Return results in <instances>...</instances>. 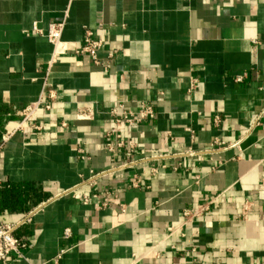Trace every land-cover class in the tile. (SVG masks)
I'll use <instances>...</instances> for the list:
<instances>
[{
	"label": "crops",
	"instance_id": "1",
	"mask_svg": "<svg viewBox=\"0 0 264 264\" xmlns=\"http://www.w3.org/2000/svg\"><path fill=\"white\" fill-rule=\"evenodd\" d=\"M64 19L70 50L86 30L104 43L102 65L53 62L45 34ZM51 94L40 131H13ZM143 104L156 116L138 128L110 117ZM112 131L136 153L109 154ZM0 183V221L28 245L0 264H264V0H0Z\"/></svg>",
	"mask_w": 264,
	"mask_h": 264
},
{
	"label": "built area",
	"instance_id": "2",
	"mask_svg": "<svg viewBox=\"0 0 264 264\" xmlns=\"http://www.w3.org/2000/svg\"><path fill=\"white\" fill-rule=\"evenodd\" d=\"M66 20L59 23H52L48 27V31L45 34V37L48 39L49 43L53 46V62L58 60L59 58L63 57L64 55H67L68 53H74L75 55H87L95 65H102V61L99 58V54L102 52L104 48V43L102 41L94 39L93 33L89 30H86L85 37L83 41V45L81 47H74L73 50H70L69 44L63 40V33L65 30ZM34 31L41 33L36 27L33 28ZM115 56L114 53H109L108 58L113 59ZM107 67V66H106ZM50 68L48 70L47 75L49 74ZM237 82H242V78L239 77L237 79ZM48 86V78L46 76L44 80L43 87L46 88ZM200 89V82L197 79L192 78L190 80V85L187 90V94H193L197 90ZM55 96L50 95L49 99L46 100L44 96H42L37 102L30 104L26 108H24L22 111L18 113V116L20 117V121L17 123V127H15V130L25 131L27 130L29 126H31L33 129L40 131L41 127L38 126L37 122L39 119V111L43 109L46 112H49L52 110L54 105ZM110 117L115 122L116 125H122L129 129L138 128L142 125H144L147 121L153 120L156 116V113L153 109V107L149 104H143L141 109L138 112H129L127 111L123 106H116L110 109L109 111ZM93 117V111L87 110L79 113L77 115V119L81 121H88L91 120ZM220 121L219 118H216V123L218 124ZM62 126L64 128H67V124L63 123ZM107 143L105 144L106 151L111 154L113 157L116 156L118 150L126 149L129 151L130 154H135L137 151V145L126 143L123 135L121 133L117 132H108L106 134ZM78 153L81 155V158L83 160L87 159L86 154L83 150H79ZM104 173H100L97 176H100ZM2 186V183H0V187ZM142 183L140 180L134 181L132 184V187L134 189L141 188ZM115 194L111 191L106 193V197L102 200L100 207H107L109 200L114 196ZM260 199L264 200V191H262L260 194ZM84 202H88V198H84ZM213 204V201H208L207 204L193 208V209H185L183 211V217L185 218L186 222L193 223L199 219H201L205 214L209 213L211 210V205ZM251 203H244L242 206V209L244 210L245 214L251 211L252 209ZM37 211V209L35 210ZM34 211V212H35ZM33 212V213H34ZM32 213V214H33ZM31 216V215H30ZM245 217V216H244ZM31 218L27 217L22 224L30 223ZM21 224V225H22ZM16 230L15 225L10 224H4L0 221V262L5 263L8 258L13 255H22L23 251L27 249V242L23 241L19 238H17L14 235V232ZM172 233L173 231L170 230ZM71 237V230L67 229L65 230V233L63 235V238L65 240H68ZM193 253L196 252V249H193ZM66 253V250L63 249L58 257L57 260L61 258V256Z\"/></svg>",
	"mask_w": 264,
	"mask_h": 264
},
{
	"label": "trees",
	"instance_id": "3",
	"mask_svg": "<svg viewBox=\"0 0 264 264\" xmlns=\"http://www.w3.org/2000/svg\"><path fill=\"white\" fill-rule=\"evenodd\" d=\"M12 189H14V187H11V189H7L6 184L2 187V189H0V197L3 196L6 193H9L11 196H13V192L11 191ZM2 201H0L1 203Z\"/></svg>",
	"mask_w": 264,
	"mask_h": 264
}]
</instances>
